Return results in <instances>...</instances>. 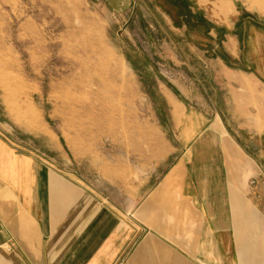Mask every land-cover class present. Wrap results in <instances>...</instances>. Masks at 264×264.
Listing matches in <instances>:
<instances>
[{
    "label": "crops",
    "instance_id": "crops-1",
    "mask_svg": "<svg viewBox=\"0 0 264 264\" xmlns=\"http://www.w3.org/2000/svg\"><path fill=\"white\" fill-rule=\"evenodd\" d=\"M194 1L217 26L205 36L225 31L194 76L192 101L208 110L171 101L180 155L144 180L105 183L0 131V264H264V12ZM222 114L240 119L241 141L209 120Z\"/></svg>",
    "mask_w": 264,
    "mask_h": 264
},
{
    "label": "rangeland",
    "instance_id": "rangeland-1",
    "mask_svg": "<svg viewBox=\"0 0 264 264\" xmlns=\"http://www.w3.org/2000/svg\"><path fill=\"white\" fill-rule=\"evenodd\" d=\"M237 9L263 13L264 0ZM216 27L194 0H0V131L92 181L160 174L183 141L171 101L209 108L193 84ZM209 120L241 141L240 119Z\"/></svg>",
    "mask_w": 264,
    "mask_h": 264
}]
</instances>
